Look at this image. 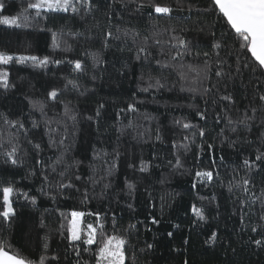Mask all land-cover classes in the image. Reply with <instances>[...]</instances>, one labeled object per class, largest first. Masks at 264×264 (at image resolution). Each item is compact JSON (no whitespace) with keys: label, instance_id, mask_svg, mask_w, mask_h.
<instances>
[{"label":"trees","instance_id":"trees-1","mask_svg":"<svg viewBox=\"0 0 264 264\" xmlns=\"http://www.w3.org/2000/svg\"><path fill=\"white\" fill-rule=\"evenodd\" d=\"M3 2V14L11 16L29 0ZM94 3L91 12L81 8L79 14L43 13L28 27L0 24V51L50 58L46 67L31 61L0 64V70L9 73L10 85L0 87V114L24 125L12 127L0 118V188L11 184L17 190L12 196L15 216L8 221L0 217V243L34 261L46 256L45 264H94L98 245L85 251L88 245L77 241L76 248L70 239L71 214L83 212L85 223H102L107 233L127 238L125 264H264V246L254 243L264 240V159H255L264 153V113L254 114L250 128L230 125L224 118L226 110L233 120L245 110L253 115L249 105H260L253 97L257 88L264 91V76L247 69L236 74V57L226 55L228 49L218 50L220 57L214 55L216 42L231 45L232 41L221 38L227 31L223 19L197 11L206 7V0ZM151 3L174 11L170 17L157 14L148 6ZM29 12L35 15V10ZM126 30L139 33L135 41L131 34L124 35ZM108 31L120 39L107 38L105 47ZM54 32L59 48H53ZM173 36L184 38L193 54L173 61L171 55L178 50ZM156 39L161 44H155ZM141 46L151 53L147 59L143 54L136 59ZM196 52L213 55L209 59ZM220 58L231 65L226 70L233 73V80L215 75ZM205 59L211 64L210 79L203 80V73L197 79L190 72L181 79L180 64L202 68ZM56 60L62 63L52 62ZM76 60L82 62L84 72L74 71L69 61ZM157 60L176 67L164 68ZM156 79L164 87H149ZM204 87L212 91L204 94ZM53 90L59 93L56 100L49 97ZM228 93L234 105L219 100ZM34 102H42L43 111L33 107ZM129 105L138 110L130 111ZM176 121L195 127L185 129ZM33 122L38 126L33 127ZM13 146L15 165L3 154ZM57 158L62 162L57 164ZM245 159L251 168L244 165ZM142 162L148 171H140ZM205 171L213 172L211 181L196 175ZM242 178L251 181L250 191L234 187L229 192L228 185ZM69 182L74 187L59 188ZM128 183L135 185L134 191ZM193 205L203 209L206 220L195 216Z\"/></svg>","mask_w":264,"mask_h":264},{"label":"snow or ice","instance_id":"snow-or-ice-1","mask_svg":"<svg viewBox=\"0 0 264 264\" xmlns=\"http://www.w3.org/2000/svg\"><path fill=\"white\" fill-rule=\"evenodd\" d=\"M179 3V0H178ZM144 5H141L143 7ZM148 6L152 7L157 14H162L163 16L170 17L174 9L170 6H162L160 4L151 3ZM5 3L3 0H0V24L8 25V26H15V27H28L30 26V23L33 19L36 17H41L43 13L48 12H69L79 14L81 8H84L87 10V12H91L93 8L96 7L94 0H29L27 5L23 7L22 11L18 13L17 15H4L3 12L5 10ZM29 10H35V15L32 16L29 12ZM189 11H191V6H189ZM197 11H203L204 13L211 14L215 17V19H223L226 23L227 31L224 33H221V38L225 41L231 40L232 44L228 45L225 43L222 45L220 42H216L213 45V48L217 51L214 52V55L216 57H220V52L218 50L225 48L228 49L226 51V55H233L236 57L235 64V72L236 74H240L242 72V69H247L253 74L259 73L260 76H264V0H206V7H204L202 10L197 9ZM174 32L175 29H172ZM200 31H203L201 28ZM132 36V39L135 41L136 37L139 35V33H129V31H125L124 35ZM77 35H81L80 33H77ZM212 35H215V33H212ZM107 38H114V39H120L119 36L113 37V33L111 31H108L106 33V40H105V47H107ZM145 41H147V37L144 38ZM172 41L175 43L173 44V47H176L178 50L175 52V54L171 55V59L173 61L177 60V58L183 59L185 55H192L193 53L188 47V42L180 37V36H173ZM168 43H171L168 42ZM155 44L159 45L161 44V41L159 39L155 40ZM60 44L58 42V34L53 33V48H59ZM234 49V50H233ZM67 50V49H65ZM141 54H143L144 58L147 59L151 53L148 51L146 47L141 46L137 53H136V59L141 58ZM163 55V52L160 53ZM250 54V55H249ZM196 56L203 55L206 58H211V55L209 52H196ZM209 59H205L203 67L194 66L192 64H180L179 65V74L181 79L186 78L187 73H195L197 79L200 78L201 73H203V80L210 79L209 71L211 68V64L209 63ZM13 60L17 61L18 63H26L28 61H31L34 66L39 67H46L48 63L50 62V58L45 56L43 58L35 56V55H19L14 56L11 54H8L6 52L0 51V64H9ZM53 63L59 65L62 63L60 60L52 61ZM101 61H97V64ZM69 63H74V71L76 72H84V67L81 61L76 60L74 62L69 61ZM157 64H160L164 68L168 67H176L175 65L171 63H164L160 60L156 61ZM217 63L221 65L220 69L215 72V75L221 80L224 78H227L228 80H233L235 77L231 71L226 70V68L230 69L231 65L227 64V61L223 58H220L217 60ZM242 66V67H241ZM184 69H187V72L184 71ZM9 73L5 70H0V87H3L7 89L9 85ZM95 78V77H93ZM143 79V77H141ZM152 79L151 77L149 78ZM257 81H259V77H257ZM195 82V81H194ZM69 84L76 87V82L73 80L68 81ZM264 83V82H261ZM149 87H164L163 84L160 83L159 79H156L155 85L149 83ZM215 87V85H213ZM142 91H148V88L141 89ZM190 91H197L195 88L189 89ZM204 94H207L212 91L211 88L204 87L203 89ZM219 92V89H217ZM58 91L53 90L49 93V97L52 100H56L58 97ZM258 97V100L261 102L258 107L249 105L251 112L253 115H249L248 111L245 110L243 114L236 120H233L230 115H228L227 110L224 113V118L227 120L228 124L230 125H244L245 127L250 128V121L255 119V113L261 112L264 113V91L259 90L257 88V91L253 97V100ZM220 101H226L230 105H234L235 101L233 99V96L228 94H222L219 96ZM215 102V101H214ZM39 106L41 111H43V103L42 102H34L33 107ZM103 107V105H101ZM130 111H137L135 105H129ZM69 113V109L67 105L65 106V114L67 115ZM99 110H97V115H99ZM201 118H204V113H199ZM0 118L4 120L5 124H8L12 127L19 126L20 128H23L24 125L19 120H9L6 116H3L0 114ZM71 119L75 120V116H72ZM91 119V117H89ZM177 124H182V127L192 128L195 127L194 125L190 123H183L182 121H176ZM261 123H264V120L261 121ZM38 126L35 122H33V127ZM233 132H235L237 129L236 127H233L231 129ZM204 130L200 129L199 135L201 137L204 136ZM3 133L0 132V136H2ZM157 139H160L159 136H157ZM187 139V138H186ZM54 143V142H53ZM62 143V141H61ZM3 145L0 144V147ZM184 148H187V144L181 145ZM37 149H39L40 145L35 146ZM16 152L17 149L15 146L12 147L11 151H6L3 153L5 156L11 158V163L13 165L17 164L18 161L16 159ZM222 159V157H221ZM255 159L257 161H261L264 159V153H260L256 155ZM7 162V161H6ZM62 162V158H57L56 163L59 164ZM244 165L251 168V164L248 159H245L243 161ZM177 166H180L179 158H177ZM52 170L55 171V165L52 166ZM140 171L146 172L148 171V166L142 162ZM34 174V173H33ZM61 176L65 175L64 172L60 173ZM196 175L198 177L206 178L208 181H211L213 179V172L212 171H205V172H197ZM47 179V177H45ZM79 179V177H77ZM94 183H98V181H94ZM251 183V181L247 178H242L240 182H237L236 184H229L228 185V191L231 192L233 188H242L244 193H247L250 191L248 188V185ZM109 185H105L107 188ZM74 187V185L71 184V182L65 184L60 183L59 188H70ZM127 187L129 188L130 192L135 190V185L133 183H128ZM17 190L14 188L13 185L8 184L7 186H4L0 188V194H2V208L3 210L0 211V217H2L5 221L10 220L11 217L15 216L16 212L13 207V201L12 196ZM25 198L27 199V194L25 193ZM253 196H255V193H253ZM261 196H264V189L261 190ZM85 197H87V192H85ZM259 199V197H257ZM31 202L33 204L36 203V198L31 197ZM131 207V206H129ZM192 212L195 214V216L199 220H206V216L204 215V211L202 208H197L195 205L192 207ZM85 213L83 212H73L71 214L72 219L70 220V239L72 242H74V246L76 248H79V245H76L75 242L82 241L83 244L88 245L89 247L84 249L85 251H92L91 246L92 245H98L97 249L94 253V264H125V261L127 260V254H126V245L128 244V240L126 237L120 234H109L105 231L104 225L101 223L98 226H93L92 224H87L86 231L81 226V220L80 218L83 217ZM97 216L99 214H96ZM243 221V217L241 218ZM264 219V217H262ZM156 222L155 220L153 221ZM63 227V225H61ZM130 227H133L130 225ZM113 228H115V218H113ZM252 231H257L256 227L252 228ZM83 235V240H82ZM171 236L172 233H169ZM211 240L214 242L216 240V234L213 233L211 236ZM254 243L257 246H264V240L256 239L254 240ZM149 247H151L149 245ZM45 249H47V244H45ZM76 255L80 256V252L76 251ZM48 259L46 256H41L38 261H34L32 259H29L25 256H22L19 253L11 252L9 250H6V245L4 243H0V264H45V261ZM52 259H58V257H52ZM77 264H80L79 261H77ZM184 264H188L187 261L184 262Z\"/></svg>","mask_w":264,"mask_h":264},{"label":"rangeland","instance_id":"rangeland-1","mask_svg":"<svg viewBox=\"0 0 264 264\" xmlns=\"http://www.w3.org/2000/svg\"><path fill=\"white\" fill-rule=\"evenodd\" d=\"M8 26V25H7ZM85 216V215H84ZM84 216L83 217H81L80 218V220H81V226H82V228H84L85 229V231H86V226H87V224H92L93 226H95L93 223H90V222H86L85 223V221H84ZM83 235H82V240H83Z\"/></svg>","mask_w":264,"mask_h":264}]
</instances>
